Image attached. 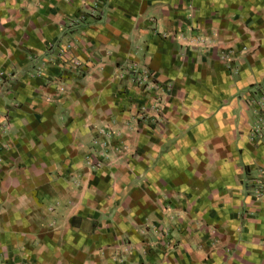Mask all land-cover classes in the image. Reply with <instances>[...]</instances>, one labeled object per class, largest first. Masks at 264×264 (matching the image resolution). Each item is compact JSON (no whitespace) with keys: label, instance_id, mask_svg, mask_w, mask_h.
I'll return each mask as SVG.
<instances>
[{"label":"crops","instance_id":"0c3cea01","mask_svg":"<svg viewBox=\"0 0 264 264\" xmlns=\"http://www.w3.org/2000/svg\"><path fill=\"white\" fill-rule=\"evenodd\" d=\"M11 70L0 264H264V0H0Z\"/></svg>","mask_w":264,"mask_h":264},{"label":"built area","instance_id":"2783aa9c","mask_svg":"<svg viewBox=\"0 0 264 264\" xmlns=\"http://www.w3.org/2000/svg\"><path fill=\"white\" fill-rule=\"evenodd\" d=\"M96 10H97V7H94L93 12L96 13ZM0 74L2 75L4 73L3 72H0ZM32 75L44 77L45 76L44 69L41 68V67L38 68V67L34 66ZM8 77H11V74H9ZM15 78L17 79V75L16 76L12 75V79H9L8 78L6 81H12V80H15ZM255 100H256L257 104L261 107V109L264 110V91H263L262 88H261V95L257 99H255Z\"/></svg>","mask_w":264,"mask_h":264},{"label":"rangeland","instance_id":"374dc122","mask_svg":"<svg viewBox=\"0 0 264 264\" xmlns=\"http://www.w3.org/2000/svg\"><path fill=\"white\" fill-rule=\"evenodd\" d=\"M7 73H8V75L11 74V77H8L9 79H12V75H14V76L17 75L16 71H14V70L8 71ZM15 80H16V78H15ZM15 80H12V81H6L5 80V81H3V83H2L3 84V87L2 88L8 90L9 89L8 86H10L11 84H13L15 82Z\"/></svg>","mask_w":264,"mask_h":264},{"label":"trees","instance_id":"16d2710c","mask_svg":"<svg viewBox=\"0 0 264 264\" xmlns=\"http://www.w3.org/2000/svg\"><path fill=\"white\" fill-rule=\"evenodd\" d=\"M8 71H5V73L4 74H2V76H3V78L5 77L6 79H8V73H7ZM6 74V75H5Z\"/></svg>","mask_w":264,"mask_h":264}]
</instances>
